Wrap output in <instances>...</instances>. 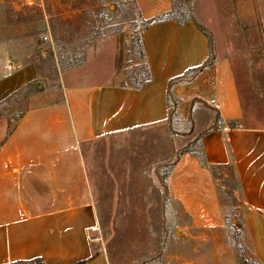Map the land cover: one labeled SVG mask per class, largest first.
I'll use <instances>...</instances> for the list:
<instances>
[{
	"label": "crops",
	"instance_id": "0c3cea01",
	"mask_svg": "<svg viewBox=\"0 0 264 264\" xmlns=\"http://www.w3.org/2000/svg\"><path fill=\"white\" fill-rule=\"evenodd\" d=\"M135 2L145 19L171 7V0ZM203 4L192 2L193 11L212 34L215 61L172 87L176 116L169 115L168 82L201 65L209 43L193 21L167 19L140 33L151 72L144 86L118 84L115 49L101 45L106 53L88 49L85 62L60 72V84L44 92L45 107L30 105L11 121L6 136L0 122V263L151 259L162 249L166 211L171 214L175 203L191 214L216 212L212 166L234 176L242 232L255 260L264 264V127L226 125L246 115L232 58ZM261 16L264 41V0ZM97 53L105 67L95 70ZM34 76L30 62L18 65L0 81V99ZM202 132L203 164L196 154H179ZM163 165H171L165 185L157 174ZM36 183L48 190L43 193Z\"/></svg>",
	"mask_w": 264,
	"mask_h": 264
},
{
	"label": "rangeland",
	"instance_id": "374dc122",
	"mask_svg": "<svg viewBox=\"0 0 264 264\" xmlns=\"http://www.w3.org/2000/svg\"><path fill=\"white\" fill-rule=\"evenodd\" d=\"M204 1L202 12L216 24L221 48L232 58L246 115L241 125L264 127L261 0ZM145 23L135 0H0V81L18 65L30 62L35 72L31 82L40 88L26 96L21 86L0 99L3 136L30 105L45 107L44 92L60 84V72L85 62L88 49L93 52L98 47L99 54L106 53L99 47L111 45L119 69L115 81L139 83L135 72L142 67L139 36ZM45 34L49 40H44ZM98 53L92 58L95 70L105 67L103 53ZM13 93L20 98H9ZM197 158L203 164L200 154ZM36 185L43 193L48 190L45 183ZM25 187L32 191L29 182ZM216 191L215 213L191 214L178 203L171 214L166 211L162 250L144 264H261L251 253L242 225L232 222L242 223L243 204L230 171L225 179L216 178Z\"/></svg>",
	"mask_w": 264,
	"mask_h": 264
},
{
	"label": "trees",
	"instance_id": "16d2710c",
	"mask_svg": "<svg viewBox=\"0 0 264 264\" xmlns=\"http://www.w3.org/2000/svg\"><path fill=\"white\" fill-rule=\"evenodd\" d=\"M167 19H174L177 21L178 24H183V23L190 21V20L193 21L194 24L197 26V28L207 37L208 43H209V54H208L206 60L201 65L193 67V68L187 70L184 74L169 80L168 86H167V103H168V107H169V115L171 118L173 116H176V114H177L176 113V104L178 103V99L172 94V90H171L172 87L177 83L184 82V81H190L198 72H200L201 70H203V69L207 68L208 66H210L211 64H213V62L215 61V56H214V43H213L212 34H211L210 30L207 29L196 18L195 14L193 12V9H192L191 0H171L170 9H168L167 11L160 12V13L146 19V23H145L142 30H144L147 26H149L152 23L159 22L162 20H167ZM139 48H140V61L142 62V67H141L140 72H135V73H136V77H138L140 82L139 83L133 82V83L128 84L133 88H140V87L144 86L146 84V82L151 77L150 69L148 67L147 62L145 61L144 49L142 47V42H141L140 36H139ZM22 90H27L25 92L26 96H31L34 93H36L37 91H39L36 84H33V83L24 85L22 87ZM16 95H17L16 93L15 94L13 93V94L9 95V98H11L13 100H15L16 98H20V97H16ZM219 121H220V119H218V122H216L214 124V126H213L214 128L218 127ZM226 125H228L231 128H234V127L241 126V122L239 120H229L226 122ZM202 134H203V132L200 133L189 144L184 146L179 151V154H181L183 152H191L192 154H196V155L200 154L201 159L204 163V161H205L204 154L202 153V150L200 148L201 147V141L200 140H201ZM195 145H197L196 150L193 149V147ZM232 166H233L232 164L229 166L230 170L232 169ZM170 167H171V165H163V166H160L157 168V174L160 177V179L164 185L166 184V178H167ZM208 167L210 168V171L215 176V178L221 179V180L225 179V176L221 171H219V173L216 174V170H217L216 167H212V166H208ZM261 212L264 214V211H261ZM164 238H165V228H164ZM163 243H164V239H163ZM158 254H160V253H158ZM148 260H150V259H148ZM148 260H146L142 263H139V264H144ZM35 263L44 264L42 259L38 258V257L27 259V260H16V261L0 263V264H35Z\"/></svg>",
	"mask_w": 264,
	"mask_h": 264
},
{
	"label": "built area",
	"instance_id": "2783aa9c",
	"mask_svg": "<svg viewBox=\"0 0 264 264\" xmlns=\"http://www.w3.org/2000/svg\"><path fill=\"white\" fill-rule=\"evenodd\" d=\"M43 38H44V40H49V39H50L49 35H47V34H45V35L43 36Z\"/></svg>",
	"mask_w": 264,
	"mask_h": 264
},
{
	"label": "water",
	"instance_id": "95a60500",
	"mask_svg": "<svg viewBox=\"0 0 264 264\" xmlns=\"http://www.w3.org/2000/svg\"><path fill=\"white\" fill-rule=\"evenodd\" d=\"M232 222L235 223L236 225H238V227H239V225H240V227H241V224H240V223L238 224V223L236 222V220H232Z\"/></svg>",
	"mask_w": 264,
	"mask_h": 264
}]
</instances>
